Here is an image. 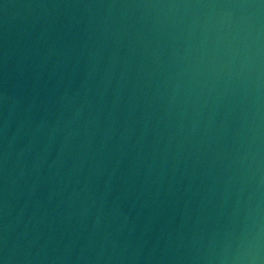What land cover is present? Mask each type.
Wrapping results in <instances>:
<instances>
[{"label":"water","instance_id":"95a60500","mask_svg":"<svg viewBox=\"0 0 264 264\" xmlns=\"http://www.w3.org/2000/svg\"><path fill=\"white\" fill-rule=\"evenodd\" d=\"M0 264H264V0H0Z\"/></svg>","mask_w":264,"mask_h":264}]
</instances>
